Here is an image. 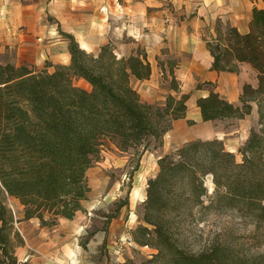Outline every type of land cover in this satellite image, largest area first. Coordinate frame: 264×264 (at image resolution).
Masks as SVG:
<instances>
[{
  "label": "trees",
  "instance_id": "trees-1",
  "mask_svg": "<svg viewBox=\"0 0 264 264\" xmlns=\"http://www.w3.org/2000/svg\"><path fill=\"white\" fill-rule=\"evenodd\" d=\"M262 2L252 9L247 32L217 28L206 42L212 71L234 73L246 64L256 85L245 83L237 104L213 90L195 102L202 122L244 120L256 108L257 128L238 149L239 161L216 139L190 141L174 156L158 160V173L147 183L142 216L147 227H138L133 240L148 248L147 241H153L157 253L144 264H264V253L247 257L220 244L186 252L173 225L196 207L207 213L233 211L264 225ZM61 35L68 41L69 65H58L52 73L0 65V264H19L15 250L23 244L8 200L23 207L25 220L37 219L43 226L72 220L90 192L86 173L108 142L122 153H138L150 141L160 142L186 115L189 95L181 94L172 66L171 93L157 107L143 102L131 84L150 78L145 52L118 59L103 46L98 54H88L71 34ZM74 80H83L90 90Z\"/></svg>",
  "mask_w": 264,
  "mask_h": 264
},
{
  "label": "rangeland",
  "instance_id": "rangeland-1",
  "mask_svg": "<svg viewBox=\"0 0 264 264\" xmlns=\"http://www.w3.org/2000/svg\"><path fill=\"white\" fill-rule=\"evenodd\" d=\"M53 1L55 2V0H44L46 7L52 9L51 4ZM56 1H59L60 4L54 3V5L61 8H64L65 2H68V0ZM76 1L77 11L79 12L77 18L89 19L91 16L86 13L90 12L85 9L89 1ZM94 1L97 4L103 2V0ZM124 3H126V0H113V7L120 10V6L122 7ZM165 4L163 10L149 8L145 12L133 11L134 15L109 14L104 33L109 42L104 46L112 48L118 59L125 58L138 51L145 52L150 58L155 56L157 62H168V58L165 56H168L170 49L157 48L153 45L154 41L148 38L151 24L165 25L171 21L177 22L179 20L181 15H179L180 11L175 2L166 0ZM99 17L96 14V16H93V21L99 23ZM44 21L56 28V32L58 31L57 36L68 43L61 35L63 31L61 30L60 21L47 9ZM170 57L175 58L174 56ZM159 58L163 61H158ZM58 65L60 64L54 65L52 62L44 60L38 65L26 64L23 66H27L36 73H52ZM243 81H250L252 85H256L255 74L245 66H238L236 72L224 75L219 83L198 84L195 87L199 89L203 86L208 89L217 88L222 97L237 104ZM73 83L79 88L90 90V87L83 80H74ZM169 86V78L163 79L161 77L155 79L152 83L132 82V87L139 93L141 100L157 107H161L166 96L171 93ZM186 89H192L190 94L194 97L195 90L190 86H187ZM191 102L188 103L187 107L189 117L193 119L195 104L193 101ZM257 119L256 111L244 120H228L210 124L196 123L195 125L194 122L190 124L192 121H187L183 123L180 129L176 124H173L171 131L160 142L150 141L145 150L140 148L138 153L134 151L122 153L116 148L115 144L108 142L103 147L98 161L86 173L90 192L87 199L82 203V210L73 218L75 225L86 223L85 230L88 235L84 236L81 241L87 242L89 235L96 231H103L102 218L110 220L117 217H120L124 224L131 227V229L128 227L127 230L132 240H134L136 229L140 226L147 227L142 217L146 201L147 183L158 173L157 163L160 158L174 156L179 148L190 141L216 139L222 142L229 152L235 154L236 159L239 161L238 149L248 138L250 130L257 128ZM210 184L211 180L207 179L208 194L211 193L210 188L213 187ZM7 204L14 216V228L21 238L27 235L32 237L37 230H59V222L55 226H43L37 219H33L32 223L27 222L23 216V207L17 201L8 200ZM173 225L178 230L176 238L181 248L189 253L197 254L214 244L228 246L233 252L247 257L264 253V225L257 226L251 218L241 217L233 211H210L207 213L203 212L200 207H196L193 208L192 214L175 218ZM147 243L149 248L153 250V255H155L157 251L153 249V241L149 240ZM98 250L100 252L96 255L90 253L88 262L93 263L95 261L100 262L104 258L109 259L108 250L105 246H100ZM149 260H152V255L149 257L139 255L134 262L132 260L127 262L144 264Z\"/></svg>",
  "mask_w": 264,
  "mask_h": 264
},
{
  "label": "crops",
  "instance_id": "crops-1",
  "mask_svg": "<svg viewBox=\"0 0 264 264\" xmlns=\"http://www.w3.org/2000/svg\"><path fill=\"white\" fill-rule=\"evenodd\" d=\"M71 1L65 2L64 8H61L54 5V3L60 4L59 1L55 0L51 4L52 9H50V7H46L44 0H0V65L10 64L15 67L26 64L38 65L44 60L50 61L54 65L69 64L68 43L57 36L56 28L45 23L46 9L60 21L61 30L71 34L82 50L88 54L96 55L100 48L109 42L104 35L109 14L134 15L133 11L145 12L149 8L163 10V6L166 5V0H126V3L122 7L120 6V10H117L113 7V0H103L100 4L94 0H88L89 4L85 9L90 12L86 14L91 17L87 19L77 18L79 16L77 1ZM173 1L180 11L179 20L177 22L171 21L165 25L151 24L148 33V38L154 41L155 47L170 49L168 56L164 55L168 58V62H157L155 56L150 58L147 55V60L151 66L150 78L144 81L132 79L131 84L133 81L152 83L159 77L170 78L169 68L172 66L181 94L189 95L186 105L189 102L192 103L191 101L195 104L198 98L206 97L210 90L219 93L217 88L208 89L203 86L198 89L195 87L196 85L216 84L224 75L232 74L211 70L212 58L206 48V42L216 36L217 28L223 32L230 27L236 28L240 33L247 32L252 9L254 7L261 8L263 2L262 0ZM96 14L100 16L99 23L93 21V16ZM158 61L163 60L159 58ZM238 66H245L254 73L246 64ZM245 83L251 84L250 81H243L242 86ZM187 86L195 90L194 97L190 94L192 89H186ZM252 113H256V108L253 109ZM187 121L194 122V125L196 123H214L202 122L196 105L193 119L189 117L187 107L185 117L173 122V124H176L180 129L183 123ZM32 220H27V222L32 223ZM101 220L103 231H96L89 235L87 242L81 241L84 236L88 235L85 230L86 223L75 225L73 219H60L58 231L37 230L32 237L21 235L24 243L16 248L18 263L126 264L127 261L131 260L134 262L139 255H147L148 257L153 255V250L139 247L132 240L127 230L130 226L124 224L120 217L110 220L102 218ZM100 246H105L108 250L109 259L104 258L100 262H88L90 253L98 254Z\"/></svg>",
  "mask_w": 264,
  "mask_h": 264
},
{
  "label": "bare ground",
  "instance_id": "bare-ground-1",
  "mask_svg": "<svg viewBox=\"0 0 264 264\" xmlns=\"http://www.w3.org/2000/svg\"><path fill=\"white\" fill-rule=\"evenodd\" d=\"M210 186H212V185L210 184ZM210 189L212 190V187Z\"/></svg>",
  "mask_w": 264,
  "mask_h": 264
},
{
  "label": "built area",
  "instance_id": "built-area-1",
  "mask_svg": "<svg viewBox=\"0 0 264 264\" xmlns=\"http://www.w3.org/2000/svg\"><path fill=\"white\" fill-rule=\"evenodd\" d=\"M143 248H148V247H143Z\"/></svg>",
  "mask_w": 264,
  "mask_h": 264
}]
</instances>
